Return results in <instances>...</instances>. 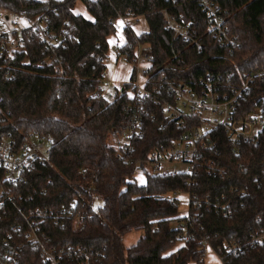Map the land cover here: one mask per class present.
Listing matches in <instances>:
<instances>
[{
  "label": "trees",
  "instance_id": "16d2710c",
  "mask_svg": "<svg viewBox=\"0 0 264 264\" xmlns=\"http://www.w3.org/2000/svg\"><path fill=\"white\" fill-rule=\"evenodd\" d=\"M92 19L74 12L77 0H0V9L17 12L30 21L40 19L49 32L64 40L46 49L38 29L21 33L24 48L13 59L0 57V141L9 137L17 144L33 132L50 135L51 151L43 162L34 161L16 182L4 178L0 196V264L8 250L18 252L17 264H50L42 248L34 246L16 226H25L17 206L72 208V217L56 223L47 218L42 226L43 247H81L101 264H204L203 246L214 249L238 242L242 250L226 253L224 264H264V245L249 243L250 233L264 225V128L259 142L242 141L232 151L229 135L217 129V145L207 156L227 168L223 175L205 168L195 172H147L137 182L138 161L167 148L183 129L168 120L155 101L139 108L143 135L135 140L129 161L117 155L111 138L132 123L135 73L110 100L99 94L108 66L101 61L110 49L109 37L119 18L144 16L149 30L137 33L126 25L120 52L134 58L138 45L147 46L154 58L149 87L158 82L182 81L196 87L210 74L220 92L243 85L246 74L264 69V0H219L226 10V24L234 42L221 44L208 30L199 0H81ZM174 23L187 27L188 39L175 34ZM29 38V39H28ZM199 43L200 46L197 47ZM60 59L64 74L48 62ZM10 70L11 77L6 76ZM161 93L167 94L165 89ZM261 108L264 115V79L255 77L234 115L241 117ZM189 196V211L180 216L179 199ZM102 203L96 207V202ZM230 202L232 214L215 208ZM79 226L75 228V217ZM260 217L262 222H257ZM144 234L130 247L124 237ZM182 236H188L182 240ZM83 254L63 258L60 264H82Z\"/></svg>",
  "mask_w": 264,
  "mask_h": 264
},
{
  "label": "built area",
  "instance_id": "2783aa9c",
  "mask_svg": "<svg viewBox=\"0 0 264 264\" xmlns=\"http://www.w3.org/2000/svg\"><path fill=\"white\" fill-rule=\"evenodd\" d=\"M202 12L204 13L208 30L214 37L218 39L223 45H230L234 42V37L229 33V28L226 24V10L223 8L219 0H199ZM23 16L17 12L2 11L1 19H12L13 27H9L0 33V57L4 56L8 59L16 57L17 52L24 48L25 38L21 35L22 31L29 28L39 30L41 39L46 46V49L54 51V48L64 40L66 28L62 29L61 36L48 31L47 24L40 20H32L28 26L20 23ZM168 25L175 34L184 36L188 39L186 32L187 27L183 28L174 23L171 15H167ZM29 39V38H28ZM197 47L200 46L196 43ZM109 51L100 58L107 66L114 62L113 55L117 56L116 63L123 59L132 66V73H135V80L132 81L134 87L133 97H135V105L132 107L133 121L126 129L111 138V145L116 149L117 155L129 161L130 156L135 152V140L143 135V121L139 108L142 103L148 101H155L161 106L166 114L168 120H173L183 129L182 134L175 138L169 147L158 149L148 154V156L138 161L137 171L142 174L147 172L164 171L162 174L169 173L164 170L165 166L171 162H183L189 166L188 172H195L205 168L211 174L223 175L227 168L222 166L219 161L213 160L207 156L206 151L212 150L217 145V136L212 138V135L217 129H223L229 135L232 151L238 150V145L242 141L259 142L261 138V131L264 128V115L261 108H256L244 116L236 117L234 109L237 103L244 99L248 92V84L257 76L264 79V69L257 70L246 74V80L243 85L233 87L229 78L227 81L231 92H220L219 86L213 80L210 74H206L199 78L195 86L186 82H158V85L149 87L150 76L147 71L151 68L154 58L148 52L147 46L138 45L135 49L134 58L128 60L126 54H121L120 49L123 44H110ZM48 62L53 66V69L59 74H64V68L57 57L52 55ZM108 70V69H107ZM107 73V71H106ZM143 74V81H140V75ZM12 73L8 69L6 76L11 77ZM162 89L166 90L167 94L161 93ZM102 96H106L107 89L101 86L99 92ZM0 102L2 97L0 96ZM52 137L50 135H40L33 132L28 140L22 144H17L9 137H4L0 141V171H3L4 178L16 182L20 180L25 170L31 168L36 160L43 162L45 157L51 151ZM177 172V171H173ZM172 172V173H173ZM171 173V172H170ZM4 186L0 183V196L6 191ZM181 193L171 194L170 201H176ZM1 201V200H0ZM230 202L215 207L223 216L232 214ZM72 206L70 208H32L27 211L17 206L18 211L23 215L24 227L16 226L20 233L33 243L34 246L41 247L42 255L45 261L50 264H60L63 258L74 257L78 254L84 255L82 264H101L99 252H97V259L92 260V255L87 253L81 247L78 248H62L60 250H47L43 247L42 237L46 236V231L43 229L42 223L45 219L51 218L56 223L63 221V218L72 217ZM80 217H75V228L79 226ZM257 222H262L260 217ZM188 236H182V240L187 239ZM249 243L253 245H264V225L250 233ZM207 249H212L214 254L219 257L224 264L226 253L236 252L242 250L241 244L238 242H228L223 247L214 249L210 244L203 246V256L205 258ZM18 252L16 250H8L7 260L3 264H17Z\"/></svg>",
  "mask_w": 264,
  "mask_h": 264
},
{
  "label": "rangeland",
  "instance_id": "374dc122",
  "mask_svg": "<svg viewBox=\"0 0 264 264\" xmlns=\"http://www.w3.org/2000/svg\"><path fill=\"white\" fill-rule=\"evenodd\" d=\"M83 4L84 3L81 0H77L75 7H74V11L80 14H82L81 12L85 13ZM2 11L4 10L0 9V14L2 13ZM85 15L83 16L88 19H92V16L89 12H86ZM20 23L22 25L28 26L31 23V21L25 17H22ZM126 25H130L131 27H133V29L139 34H141L142 32H145L148 29V24L144 16H140L139 18L137 17L127 18L125 26L123 23L121 25L117 22L116 23L117 30L113 35H111L110 37L111 39H109V41L112 44H115L117 42L123 44L125 42V33H124L125 31L123 32V28L125 30ZM9 27H13L12 19L11 18L10 19L0 18V33ZM113 59L115 61L108 64L109 71L107 70V73L105 75V82H104L105 83L104 88H106L108 92L106 94V97L110 100L113 98L117 90H121V88L131 80V74H132V66L127 61H124L123 59H121L116 63V60H117L116 55H113ZM114 75H115V78H114ZM139 78H140V81L141 80L143 81L144 75L141 74ZM188 169H189V166L180 161L168 163L164 168V170H167L168 172L187 171ZM163 172L164 171H160V173H163ZM145 176L146 175L142 174L140 171H137V174H136L137 182L139 184H144L146 182ZM178 198H179V204H180L179 214L180 216H186L189 211V196L188 194L181 193L179 194ZM101 203L102 201L98 200L96 202V207L100 205ZM143 234H144L143 230H134L128 233L124 237L125 246L130 247ZM204 264H222V261L219 257H217L214 254L212 249H207Z\"/></svg>",
  "mask_w": 264,
  "mask_h": 264
},
{
  "label": "crops",
  "instance_id": "0c3cea01",
  "mask_svg": "<svg viewBox=\"0 0 264 264\" xmlns=\"http://www.w3.org/2000/svg\"><path fill=\"white\" fill-rule=\"evenodd\" d=\"M83 5H84V4H83ZM84 9H85V13L88 12L87 9H86V6H85V5H84ZM74 12H75V11H74ZM75 13H77V12H75ZM81 13H82L83 15H85V13H83V12H81ZM77 14H80V13H77ZM85 16H86V15H85ZM139 17H140V16H139ZM139 17H137V18H139ZM129 18H132V17H129ZM126 19H127V18H119V19L116 21V23L118 22V23L121 24V25H122V23H123L124 26H125V24H126ZM137 20H138V19H137ZM148 30H149V27H148V29H147L146 31H148ZM146 31H145V32H146ZM123 32H124V28H123ZM124 33H125V32H124ZM110 37H111V36H110ZM110 37H109V39H111ZM109 43L112 45V43H111L110 41H109ZM108 71H109V70H108ZM115 75H116V74H115ZM115 75H114V78H115ZM111 78H112V76H111ZM117 79H118V78H117ZM116 85H117V84H116ZM118 86H119V85H118ZM135 243H136V242H135ZM135 243H134V244H135Z\"/></svg>",
  "mask_w": 264,
  "mask_h": 264
}]
</instances>
